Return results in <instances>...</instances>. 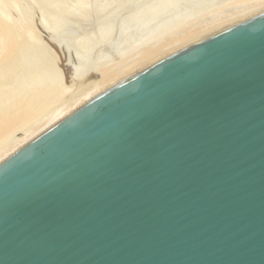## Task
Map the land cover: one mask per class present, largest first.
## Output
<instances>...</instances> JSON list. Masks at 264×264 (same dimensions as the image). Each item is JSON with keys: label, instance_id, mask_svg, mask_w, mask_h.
Segmentation results:
<instances>
[{"label": "water", "instance_id": "95a60500", "mask_svg": "<svg viewBox=\"0 0 264 264\" xmlns=\"http://www.w3.org/2000/svg\"><path fill=\"white\" fill-rule=\"evenodd\" d=\"M43 40L64 73V54L77 65ZM0 264H264V11L148 64L3 159Z\"/></svg>", "mask_w": 264, "mask_h": 264}, {"label": "rangeland", "instance_id": "374dc122", "mask_svg": "<svg viewBox=\"0 0 264 264\" xmlns=\"http://www.w3.org/2000/svg\"><path fill=\"white\" fill-rule=\"evenodd\" d=\"M180 1H182L183 3H180ZM180 1L179 0H0V10H1L0 14L2 13L1 16L3 15L0 19V26L8 25L12 27V30L15 32V36L16 34H18L19 37V38L18 37L15 38V43H16L15 48L11 51L8 50L6 51L5 49L3 51L1 47H4V45L3 46L0 45V94H1L0 97L5 95L6 93L5 91H7L8 87L11 86L13 80L15 82L16 80L21 79V77L25 79L26 76L24 74H26V72L27 74L29 73L32 74L33 72L38 73L35 75L39 77L37 78L38 80L40 79L39 82L36 79H34L35 82L33 81V76H34L33 74H32V82L34 84H36L37 82L38 83L41 82V85H39L40 87L38 85H35V87H37L39 90H35L34 87L33 89L30 88L31 92H29L28 84L29 86L31 85V87L34 86V84L32 85V83L27 84L29 77H31L30 74L25 81L27 86L24 83L25 87L27 88L26 93L28 92L29 94L30 93L32 94L35 91H36L35 93H37V91L41 90V86L42 89L45 88L44 87L45 85H43L44 82L42 83L44 78H42L41 81L40 78L41 73L39 74L41 68L42 71H44L43 68L44 69L48 68L46 67V65L48 66L50 64L51 65L50 68L52 69L48 68L49 70H46L44 72L47 73V71H51L49 72L50 75L52 77L53 75L55 76L58 67L57 61H54L53 57L51 56L52 55L51 52L48 51L46 47L47 44L43 40V34H49L52 36V34L54 33L55 36L53 37L57 36L56 37L57 40L61 41L64 45H66L67 49H70L69 52L74 57L77 63L76 65L77 67L82 65L84 66L86 62H88V57H90V59L94 61L96 58L94 59L92 57L96 56L95 52H97L98 54L102 53L101 55H103L104 51L105 52L107 51L106 52L107 54L108 52L111 54V51H113L112 54L114 57L113 58L112 56H110V54H108L110 60L109 61L108 59H106L105 56L107 54H104L103 58H105V60L102 59L103 63L105 62L104 65L106 66L108 64L109 66L110 65L112 66L113 64H115L116 66L113 65V67H118L117 65H119V61H120L121 63L119 65L120 67L121 65H123L122 63L124 62L133 63L134 61L138 60L140 58L139 56H142L143 55L142 53H145L147 49L158 48L157 50L160 52L164 48H167L170 45H174L178 43V41L181 40L183 41L184 40L183 37L188 36L189 34H194V37L197 35L201 37L207 34H211L212 32H209L210 29L212 28L221 29L225 26H229L233 23H236L240 20L252 16L251 14L254 11L264 6V0H180ZM168 2L170 4L173 3L175 4L180 3V4L179 7L175 4L174 6L171 5L172 7H174L172 11V10H168V8L165 6V4L166 5L169 4ZM162 6L165 9L167 8L166 10H168L167 11L168 14L171 13L170 11H172V13L173 12L177 13L178 16L177 14L175 15V13H173L174 15L171 14L170 17V14L168 15L164 11V8L161 9ZM171 6H169V8ZM176 7L180 9L179 10L180 12L177 11L178 9H175ZM187 8H189L188 11L190 12L187 13H189L190 15L189 14L187 15L186 13L187 10L185 11V9ZM159 9L162 10L160 12H164L163 14L165 18L169 16L171 19L167 18L163 20L164 16L161 15L162 13H160L161 16L158 15L159 12L157 11H159ZM182 11L185 13L183 14ZM155 15L157 18L155 17ZM174 16L175 19L177 18V20L178 19L179 20L177 21L174 19L175 20L174 21L172 19ZM180 17H182V19L184 20H181ZM183 17H188V18L186 19ZM152 20H154V22H152ZM166 20L167 22L165 23H167V25L164 24V21ZM150 22L152 24H149ZM156 22L158 23L156 24ZM160 23L161 25H159ZM138 24L139 26H136ZM148 25H150V27H148ZM155 25L156 27L158 25L157 30ZM107 26H109V29L112 26V30L110 29L111 32H109L110 30H108L110 34L105 33L106 32L105 30L104 35L107 38L104 37V39H102L103 38L102 36H104L102 35L103 34L102 32L104 28L108 29ZM133 28L135 31L133 30ZM148 28L153 32L156 31V33L152 32V35L153 34L155 35L157 34V35L152 36L150 34L151 32H149L150 30L148 31ZM48 29L49 31H47ZM130 30H132V32L134 33H132ZM52 31L54 32L52 33ZM135 32L138 34L135 35ZM100 33L102 36L100 35ZM148 34H150L152 37L149 36ZM134 37L135 39L136 38L138 39L134 40ZM148 37L150 40L152 38V42L149 41ZM145 40H147V42ZM94 48L96 49L100 48V49L99 51L98 50L95 51ZM108 49H111V51H109ZM114 50L117 53L114 54L115 52ZM93 53H95L94 54L95 56L94 55L92 56ZM29 54L32 55L31 57L40 56L37 57V59L40 58V60H42V57H44L43 60L45 59L47 62H49V64H44L46 68L44 66H41L44 62H41L40 64L38 63L39 65H37L36 64L37 59H35L36 60L35 63L34 58L32 60ZM29 59L30 61H33L32 64H30ZM90 59L89 61H91ZM124 59L126 61H124ZM40 60H38V62H40ZM115 62H117V64ZM33 63L34 65H37V68L36 66H33ZM38 66H40L41 68L38 69ZM34 68H36V70H34ZM37 70L40 71L38 72ZM43 73L42 75H44ZM22 74L24 77L21 76ZM46 75H48V73ZM47 77L45 76V79ZM47 80L48 79L45 80V83ZM26 88L24 89L26 90ZM74 89L75 88H73L71 91H74ZM57 92L56 93L58 95L61 93L60 94L61 98L59 96L58 99L57 98L58 95L56 96L53 95V97L49 98L50 101L49 99H47L48 101L45 100L40 105H38L37 110L34 112L32 111L33 114L19 125L20 128L23 129L20 130L19 128L18 133H23V130L26 131L28 128L35 127V125L41 123V121H43L54 111V108L56 109V106L61 104V102H62L61 105H63V103H65L68 100V98L72 96L71 92L70 93L66 92L67 94L65 93V95L64 92H59V91ZM8 93L9 92H7V94ZM35 93H33L32 95H34ZM69 94L70 97H68ZM16 101H18V99L15 100V102ZM11 136H12L11 134L10 136L8 134L7 137L6 135H4V137L0 140V152H2L3 148L11 145L12 143L11 141H13L14 137L17 136L21 137V135H15V134L14 136H12L13 138Z\"/></svg>", "mask_w": 264, "mask_h": 264}, {"label": "bare ground", "instance_id": "6f19581e", "mask_svg": "<svg viewBox=\"0 0 264 264\" xmlns=\"http://www.w3.org/2000/svg\"><path fill=\"white\" fill-rule=\"evenodd\" d=\"M171 3H173V2H171ZM180 3H183V2L180 1ZM174 4L175 3H173V4H170L169 3V4H167L168 6L166 4H165V6L168 8V10H172L174 8V7H172V6H174ZM179 4L176 3L175 5H177L179 7ZM159 6H161V5H159ZM163 6H162L161 9H163L165 7V6L164 7ZM169 6H171L172 8L171 7L169 8ZM178 7H176L175 9H178ZM155 8H156V6H155ZM182 8H184V7H182ZM161 9H159V11H157V12H159L158 15H160V13H162L161 15L164 16V14H163L164 12H160V11H162ZM166 9L164 8V11L168 14V12H167L168 10H166ZM188 9L189 8L185 9V11L187 10L186 13L189 12ZM179 10L180 9H178L177 11H179ZM172 11H170L171 13H169L170 14V17H171V14L175 13V12L172 13ZM262 11H264V6L258 8L251 15L260 13ZM184 13L185 12H183V14ZM189 13H187V15ZM1 14H0V19L3 16V15L1 16ZM176 14L177 13H175V15ZM168 15H166V16H168ZM177 16H178V14H177ZM181 16H184V15H181ZM155 17H156V15H155ZM170 17L168 16L167 18L171 19ZM167 18H165V16H164V19L163 20H165ZM180 18H181V20H184V19H182V17H180ZM183 18H186L187 19L188 17H183ZM172 19L174 20L175 19V16ZM175 20H177V18ZM155 21H157V20H155ZM152 22H154V20H152ZM165 22H167V20L164 21V24L167 25V23H165ZM157 23L158 22H156V24ZM149 24H152V23L150 22ZM141 25H140V27H141ZM159 25H161V23ZM136 26H139V24L136 25ZM148 27H150V25H148ZM155 27H156V25H155ZM157 27H158V25H157ZM157 27H156V30H157ZM107 28L108 29L104 28V30L102 32L103 33L102 35H104L105 33L108 34L109 32H111L112 26L110 28L111 30L109 29V26H107ZM159 28H160V26H159ZM135 29H136V27H135ZM153 29H155V28H153ZM218 29L219 28H212V29L209 30V32H212L213 33L215 31H218ZM105 30H106V32L104 33ZM108 30H110V31L108 32ZM133 30H134V28H133ZM149 30L150 29L148 28V31ZM47 31H49V29ZM130 31L132 32V30H130ZM139 31H140V29H139ZM50 32H51V30H50ZM53 32L54 31H52V33ZM149 32H151L150 34L152 35V32L153 31L150 30ZM132 33H134V32H132ZM153 33H156V31L153 32ZM136 34H138V33L135 32V35ZM150 34H148V35L151 36ZM100 35H101V33H100ZM154 35L155 34H153L152 36H154ZM207 35H209V34H207ZM207 35H205V36H207ZM52 36H55V34L53 33ZM205 36H201L200 37L199 35H197V36L194 37V34H189L188 36L183 37L184 38L183 41L182 40L181 41H178V43H176L174 45H170L167 48H164L163 50H161L160 52L157 50L158 48H156V49L155 48H153V49H151V48L150 49H147L145 51V53H142L143 54L142 56H139L140 58L138 60L134 61L133 63H128V62L125 63L124 62L125 64L122 63L123 65H121L120 67H119V65L121 64L120 61H119V65H117L118 67H113V65L116 66L115 64H113L112 66L111 65L109 66L108 64H107L108 66L107 65L106 66L104 65L105 62L103 63V60L102 59L105 60V58H103V55L104 54H107L106 53L107 51L106 52L104 51L105 49L103 50L104 51V54L103 55H101L102 53H99L98 54L97 52H95L96 54L95 53L92 54V56L94 54L97 56L96 57L94 55L95 57H92L94 59L96 58L95 60L93 59L94 61H92L90 59V57H88V62H86V64L84 66L82 65V66H78V67L77 66H74L73 64H71V61L69 59H67L66 54H64L65 62L67 63L66 64L67 66H65V73H64V70L61 67V62L62 61L60 60V57L46 43L47 44L46 47H47L48 51L51 52V54H52L51 56L53 57L54 61H57L58 67H57V72H56L55 76L53 75V77H52L50 75L49 72H51V71H47L48 75H46L47 73L44 72L46 70H49L48 68L51 67V65L49 64V62H47L45 59H44L45 61L43 60L44 57H42V60H40V58L37 59V57H40V56H35L34 55L35 57H31L32 56V55H30L31 53L29 54V56H30V58H32V60L34 58V62L36 61L35 59H37V63L35 62L37 65H39L41 62H44L41 66H44L45 67L44 64H49L50 65V66L49 65L48 66L46 65V67H48V68H46V67H45L46 69L43 68L44 71H42V68L40 66H38V69L41 68V71L40 70H37L38 72L40 71L39 74L41 73L40 74L41 81H42V78H44V80L42 81V83L44 82L43 85H45L44 86L45 88L42 89V86H41V90L40 91H37V93H35L36 91L33 92V93H35L34 95H32L33 93L32 94L31 93L29 94L28 92L26 93L27 88L25 87L24 83L26 84V82H25L26 81V78H28L31 73L27 74V72L25 71L26 74H24V75L26 76V78L24 79V78L21 77V79H18L15 82L13 80L12 84L14 86L11 84V86L8 87V90L5 91L6 92L5 95H3L5 97H3V96L0 97V140L4 137V135H6V137H7L8 134H9V136H10V134L12 136H14V134L15 135H21V137H18V136L17 137H14L13 141H11L12 142L11 145L3 148L2 152H0V162L3 159H5L7 156H9L10 154H12L13 152H15L17 149H19L20 147H22L23 145H25L26 143H28L29 141H31L32 139H34L35 137H37L38 135H40L41 133H43L45 130H47L51 126H53L55 123H57L63 117H65L66 115H68L70 112H72L73 110L77 109L78 107H80L81 105H83L84 103H86L87 101H89L90 99L94 98L95 96H97L98 94H100L101 92H103L104 90H106L107 88H109L112 85L116 84L117 82L123 80L124 78L128 77L129 75L135 73L136 71L140 70L141 68L147 66L148 64H150V63H152V62H154V61H156V60H158V59H160V58H162V57H164V56H166V55H168V54L176 51L177 49H179V48H181V47H183V46H185V45H187V44H189L191 42H194V41H196V40H198V39H200L202 37H205ZM17 37H18V34H16V36H15V32L12 30V27H10L8 25H2V26H0V45H2V46L4 45V47H1V49H3V51H4V49L6 51L7 50L8 51L13 50L15 48V44H16L15 43V38H17ZM102 37H103L102 39H104V37H106V36L104 35ZM131 37H132V35H131ZM136 39H138V38H136ZM136 39L134 37V40H136ZM148 39H149V37H148ZM147 40H145V41L147 42ZM131 41H133V40H131ZM149 41L152 42V38H151V40L149 39ZM112 43H113V41H112ZM136 43H138V42H136ZM136 45H138V44H136ZM117 47H118V45H117ZM135 47H138V46H135ZM99 49L94 48L95 51H97V50L99 51ZM68 50H70V49H68ZM108 50L111 51V49H108ZM112 52L113 51H111V54L108 52V54H110V56L113 57ZM115 53H117V52L115 51L114 54ZM108 54L105 55V56H106V59L109 60ZM27 57H28V55H27ZM89 59L91 61H89ZM110 59H112V58H110ZM125 59H128V58H125ZM125 59H124V61H126ZM38 60H40V62H38ZM29 61H30V59H29ZM32 62L33 61H30V64H32ZM45 62H47V63H45ZM115 63L117 64V62H115ZM37 65H34V63H33V66H36V68H37ZM36 68H34V70H36ZM50 69H52V68H50ZM31 72H33V71H31ZM42 73L44 75H42ZM91 73H96V74H98V76L96 78H92L90 76ZM32 74L34 75L33 76V81H34V79H36L39 82L40 79L39 80L37 79L39 77L35 75V74H38V73H34L33 72ZM32 74L30 75L31 77H29V79L30 78L31 79L30 80L28 79L27 84L28 83H32V85L34 84L32 82ZM51 74H54V73H51ZM49 75L52 78H50ZM21 76H23V74ZM45 76L46 77L48 76L46 78V79H48L46 81V83H45V80H46L45 79ZM34 77H36V78H34ZM16 78H18V77H16ZM66 78L67 79L69 78V81H66ZM38 82L36 84H34L33 87H31V85L29 86V84H28V89H29L28 91L31 92V89H33L35 87V85H38V86L41 85V82L40 83H38ZM27 84H26V86H27ZM24 88H26V90ZM73 88H75L74 91H71ZM35 90H39V89L37 87H35ZM57 91L64 92V95H65L66 92L67 93H70L71 92L72 93L71 94L72 96L70 97V94H69L68 97H70V98H68V100L65 103H63V105H61L62 102L60 101L61 104H59L58 106H56V109L54 108V111L52 113L50 112L51 114L48 117H46L43 121H41V123H38L37 125H35V127L28 128L26 131L23 130V133H18L19 132L18 129L20 128L19 125L23 121H25L26 119H28L33 114L32 111L34 112V111L37 110V106L38 105H40L42 102H44L45 100L49 99L50 97H53V95L54 96L58 95L57 94L58 93ZM7 92H9V93L7 94ZM6 94H7V96H6ZM60 94L57 97L58 99H59V96L61 98V95ZM0 96H1V94H0ZM17 99H18V101L15 102V100H17ZM52 99H51V101H52ZM55 99H56V97H55ZM63 100H65V99H63ZM49 101H50V99H49ZM22 129L20 128V130H22Z\"/></svg>", "mask_w": 264, "mask_h": 264}]
</instances>
